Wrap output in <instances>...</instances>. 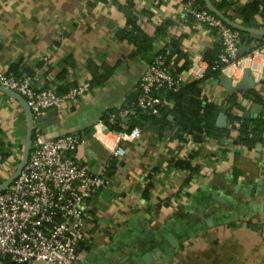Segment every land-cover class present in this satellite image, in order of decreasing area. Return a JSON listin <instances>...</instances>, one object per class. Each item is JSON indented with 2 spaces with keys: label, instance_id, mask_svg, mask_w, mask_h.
I'll return each instance as SVG.
<instances>
[{
  "label": "crops",
  "instance_id": "obj_1",
  "mask_svg": "<svg viewBox=\"0 0 264 264\" xmlns=\"http://www.w3.org/2000/svg\"><path fill=\"white\" fill-rule=\"evenodd\" d=\"M187 1L133 0V8L124 9L126 0H0V72L32 75L48 56L37 88L95 85L55 116H44L41 127L47 139L64 132L84 136L77 158L94 173L102 167L105 175L113 173L110 185L90 199L79 264H264V137L252 149L231 145L238 142L239 123L228 119V138L202 143L179 142L173 124L138 128L139 139L121 144L123 156L110 152L111 141L99 140L106 130L97 120L133 101L160 50L176 44L189 62L180 74L187 82L204 79L206 53L219 50V38L185 17ZM209 1L217 10L223 4L219 11L248 29L237 30L243 54L251 40L263 38L264 14L245 21L240 12L256 0ZM128 15L146 35V49L125 39L132 28ZM213 81H203L206 97L220 104V113H232L229 95ZM255 90L264 96V80ZM247 100L243 114L258 103ZM29 118L19 100L0 89V169L19 166ZM171 159H189L196 171L190 175ZM148 182L153 186L146 198Z\"/></svg>",
  "mask_w": 264,
  "mask_h": 264
},
{
  "label": "built area",
  "instance_id": "obj_2",
  "mask_svg": "<svg viewBox=\"0 0 264 264\" xmlns=\"http://www.w3.org/2000/svg\"><path fill=\"white\" fill-rule=\"evenodd\" d=\"M184 9L187 19L217 34L220 49L214 69L219 68L233 82H237L236 75L242 77L245 69H249L255 85L264 80V36L251 40L250 47L240 54V36L236 29L209 9L200 8L194 0L187 1ZM169 55L170 50L165 49L152 58L134 89L133 102L107 111L105 118L97 120L96 126L101 130L111 127L99 140L114 144L110 148L114 156H123L121 144L139 139L142 133L138 128L116 131L113 125L136 112L160 116L161 109L173 103L165 93L178 92L186 85V77L174 73ZM48 62V56H44L42 67L32 75L0 72V86L23 98L34 122L27 162L11 184L0 192V264H79L78 248L85 231L84 220L89 215L90 199L111 183L104 167L94 173L88 163L77 158V149L87 142L84 136L64 132L54 138L43 137L37 123L39 118L90 92L87 82L68 87L63 93L58 92L61 85L58 82L37 88L39 73ZM245 101L248 103L247 98H241L243 106L247 104ZM257 117L264 125V109ZM15 170L16 166L10 164L0 169L1 184Z\"/></svg>",
  "mask_w": 264,
  "mask_h": 264
},
{
  "label": "trees",
  "instance_id": "obj_3",
  "mask_svg": "<svg viewBox=\"0 0 264 264\" xmlns=\"http://www.w3.org/2000/svg\"><path fill=\"white\" fill-rule=\"evenodd\" d=\"M133 4V0H126V5L123 8L125 9V7H127L132 9L134 6ZM222 7L223 4L218 6V9L221 10ZM200 8L208 9L204 3H201ZM244 9H246L247 12H244ZM244 9H241L240 12L244 15V20L248 21L250 15H253L259 11L260 13L264 14V1H253L246 5ZM225 16L229 18V16ZM127 24L131 25L132 28L129 32H127L125 39L131 41V43H133L138 49H146L148 47V44H146L147 37L137 22L129 17V15L127 17ZM165 49L170 50L169 59L172 62L174 73L180 74L186 71L189 66V62L179 47L176 44H172V48L169 47ZM165 49L160 50L155 55L162 53ZM218 53L219 50L212 53H206L205 59L208 63V68L204 79L190 80L178 92L168 91L165 93L166 97L172 99L173 103L162 108L160 116L136 112V114L129 117L128 122L120 120L118 123L113 125V130H131L133 128L145 129L146 127H150L152 125L159 127L161 125L173 124L175 137L179 142H185L189 138H192L194 141H196V143H202L206 138H212L216 140L228 138V128H221L216 125L217 118L221 112L220 104L208 99L202 88L204 80L217 79L221 73L219 68H213L215 66L214 61L216 60ZM14 74L18 76L22 75L21 73ZM92 86L95 85L90 83V87ZM67 89L68 86L62 85L58 88V92L63 93ZM243 95H246L247 98H251L253 102L261 103L263 106L264 96L259 94L255 89L246 91L244 93L237 92L233 95H229V104L233 112H226L228 119L232 121L235 120L239 123L238 142H234V144L231 143V145H240L244 148L252 149L262 141L264 137V125L260 122L258 117L246 118L243 116L242 111L244 110V107L240 102V98ZM134 99L135 96L132 100L134 101ZM170 116L172 117L171 120ZM191 156L194 157V155ZM169 164L180 169L188 168L191 172L190 175L196 171L195 168L191 166L189 159H171L169 160ZM111 175H113L111 171L106 172L107 177H111ZM1 182L2 180L0 179V184ZM152 186L153 183L148 182L147 189L144 191V197H149V191Z\"/></svg>",
  "mask_w": 264,
  "mask_h": 264
},
{
  "label": "water",
  "instance_id": "obj_4",
  "mask_svg": "<svg viewBox=\"0 0 264 264\" xmlns=\"http://www.w3.org/2000/svg\"><path fill=\"white\" fill-rule=\"evenodd\" d=\"M206 3L207 8L213 12L214 14H216L219 18H221L225 23H227L229 26H231L232 28L236 29V30H242V31H246L248 30L247 28L234 23L233 21L229 20L226 16H224L219 10H217L211 3L209 0H204ZM260 33L264 34V31H261ZM243 43V39H240V46H239V52L240 54H243L244 51V45ZM213 84L216 86L217 84L221 87L224 88L225 92L228 95H233L237 92L242 93V92H246V91H250L255 89V82L253 80V78L250 75V71L249 69H245L243 71L242 77L239 81L237 82H233L225 73H220L218 78L216 80L213 81ZM0 89L4 90L5 92L9 93L10 95H12L14 98H16L17 100H19V102L26 108V110L29 112V130L27 133V137H26V141H25V145H24V149H23V154L21 157V161L19 166L16 168L15 172L12 174V176H10L5 182H3L0 185V192L3 191L4 189H6L11 182L18 176V174L20 173V171L22 170V168L25 166L27 159H28V155L30 152V148H31V142H32V137H33V129H34V122H33V117L32 114L28 108V106L26 105L25 101L23 100V98L21 96H19L18 94H16L15 92L6 89L2 86H0ZM247 103V101H245V104ZM263 106L259 103H254L251 105L250 109L244 112V116L246 118H256L257 115L259 113H261ZM57 114L56 110H52L47 112L46 115L44 116H55ZM38 119L37 123L39 127H44L46 124H44L42 121L43 117ZM56 118V117H55ZM227 121H228V116L224 113H220L217 121H216V125L218 127L224 128L227 125ZM43 123V124H42ZM111 127L106 128L105 130L110 129Z\"/></svg>",
  "mask_w": 264,
  "mask_h": 264
},
{
  "label": "rangeland",
  "instance_id": "obj_5",
  "mask_svg": "<svg viewBox=\"0 0 264 264\" xmlns=\"http://www.w3.org/2000/svg\"><path fill=\"white\" fill-rule=\"evenodd\" d=\"M21 156H22V153H21Z\"/></svg>",
  "mask_w": 264,
  "mask_h": 264
},
{
  "label": "bare ground",
  "instance_id": "obj_6",
  "mask_svg": "<svg viewBox=\"0 0 264 264\" xmlns=\"http://www.w3.org/2000/svg\"><path fill=\"white\" fill-rule=\"evenodd\" d=\"M231 72V71H230Z\"/></svg>",
  "mask_w": 264,
  "mask_h": 264
}]
</instances>
